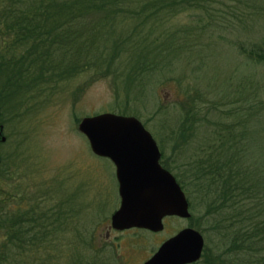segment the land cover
Instances as JSON below:
<instances>
[{"label": "rangeland", "instance_id": "374dc122", "mask_svg": "<svg viewBox=\"0 0 264 264\" xmlns=\"http://www.w3.org/2000/svg\"><path fill=\"white\" fill-rule=\"evenodd\" d=\"M149 1L125 3L134 13L118 12L117 21L103 29L102 36L86 49L78 42L87 37L78 34L74 43L64 47L69 54H62L56 44L53 51L14 52L15 58L23 57L25 64L35 59L33 68L24 66L22 71L32 69L42 76L57 74L56 65L64 61L80 59L85 63L66 81L54 77L49 84L40 80L29 87L7 84V97L0 102L5 137L0 139V228L7 216L17 213L44 210L49 218L57 215L58 208H71L67 219L59 214V222L49 232L51 241L42 243L41 252L29 253L35 264H143L163 240L185 226L200 230L206 251H223L227 246L226 237L209 228L227 211L207 216L196 227L192 223L206 205L186 186L189 218L165 217L159 232L111 228V215L120 202L118 185L113 166L93 154L88 139L78 129L84 116L114 112L137 117L157 140L164 164L178 178L182 163L191 161L199 143L186 141L182 136L185 132L178 129L183 101L189 97L205 99L206 107L213 102L218 108L208 116L210 120L203 122V129L215 121L232 127L238 120L233 132L244 138L240 144L249 150L244 162L251 161L252 168L262 176L264 105L256 103L264 101V65L249 59L247 50L264 47V0H199V4H188L177 12L168 9L170 3L157 7ZM22 2L0 0V62L8 61L3 45L13 34L7 30L2 14H7L11 6L14 16L19 7L24 8ZM101 16L95 12L91 20ZM11 23L15 24V19ZM97 46H103L100 53L115 52L110 67L104 62L107 54L97 55ZM129 52L151 54L150 59L164 63H158L149 73L141 69L138 72L142 75L135 72L133 82L142 86L133 90L127 88ZM8 74L0 66V91ZM236 110L238 117L233 114ZM2 234L3 230L0 245ZM204 253L196 264H205L209 252Z\"/></svg>", "mask_w": 264, "mask_h": 264}, {"label": "trees", "instance_id": "16d2710c", "mask_svg": "<svg viewBox=\"0 0 264 264\" xmlns=\"http://www.w3.org/2000/svg\"><path fill=\"white\" fill-rule=\"evenodd\" d=\"M153 1H149V4L157 5V7L162 6L163 3H170L168 9L172 12L183 10L188 4L190 6L193 3L199 4V0ZM20 2L24 8L19 7L14 16H12L11 6L8 7L7 14H2L7 30L12 31L14 35L15 46L11 54V57L13 56L11 65L5 67V64L1 63V66L9 71V74L6 84L0 91V102L7 97L5 95L6 92L8 94V90L5 89L7 84H17V88H19L22 85L34 86L39 84L40 80V83L49 84L51 81L53 82L54 77L66 81L78 68L85 65L83 62H79L80 59L64 61L63 64L56 65L59 69L57 74L53 72L42 76L35 74L32 69L29 72L22 71L24 66L29 69L33 68L36 63L35 59L28 60L29 63L25 64L23 57L15 58L14 52L24 49L29 52L33 49L53 51V45L56 44L58 46L56 49H62V54H69L68 48L65 51L64 47L74 43L78 34L87 37L86 40L79 39L78 42L82 48L86 49L88 45L95 42L96 37L102 36L103 29H109V25L113 21H117L118 12L134 13V11H129L130 6L125 4L128 2L131 4L132 0H17L18 4ZM145 3L147 2L145 1ZM95 12L101 13L102 16L91 20ZM14 19L15 24L10 22V20L14 22ZM78 22H80V27H76ZM101 47L103 46H97L98 49L88 47L87 50L97 49V55L101 54L102 57L107 54L104 62L108 63L110 67L114 61L115 52L113 54L100 53ZM79 51L82 52V49ZM247 54L249 59L264 65V47L250 48L247 50ZM149 55L151 54L136 52L127 54L126 61L130 71V85L127 86L129 90L142 86L140 82H133L135 72L142 75L141 72H138L140 69L142 72L149 73L152 68H157L158 63L164 65L163 61L157 58L152 60ZM5 62L6 65H9V60ZM46 88L49 89V87ZM204 101L206 100L189 97L182 104L183 113L178 129L187 132L182 135L186 137V141L194 140V143H199L195 145L191 161L182 163V171L178 175V180L183 187H187V190L192 188L191 191L198 200L206 205L203 214L196 217L195 223H192L196 227H200L207 216L227 211L209 226L212 230H218L222 237H226L227 246L223 251L214 248L207 250L206 252L209 253L205 264H264V205H262L264 171L262 170L261 176L256 168H252L251 161L247 164L244 162L245 158H249V150L246 146V148L242 147L244 143L240 144L243 137L233 132L239 126L238 120V123L234 122L232 127L225 125L223 121H215L212 125L207 124L209 128L207 126L203 129V122L206 119L210 120L208 116L218 108V105L213 102L206 107ZM259 103L261 106L264 105V101L259 100L256 106ZM233 114L238 117L237 110ZM1 118L2 112L0 111ZM0 125H3L2 120H0ZM2 160L0 156V166ZM65 208L67 209L64 207L62 211L58 208L57 215L54 214L49 218H46L44 210L35 214L26 212L17 213V216L14 217L7 216L3 220L5 223L0 228V231L3 230L2 235L4 236V241L0 245V264H35L29 253L41 252L42 243L51 241L49 232L51 234L50 229H53L55 223L59 222V214H64V218L67 219L68 210L71 208L68 210ZM35 210V208L30 209V211ZM46 219L49 221L46 222ZM46 226L50 228H46ZM55 229H59V225L55 226ZM49 255H51L50 251ZM51 258L50 256V260Z\"/></svg>", "mask_w": 264, "mask_h": 264}, {"label": "water", "instance_id": "95a60500", "mask_svg": "<svg viewBox=\"0 0 264 264\" xmlns=\"http://www.w3.org/2000/svg\"><path fill=\"white\" fill-rule=\"evenodd\" d=\"M78 129L91 150L109 157L119 182V208L111 215L115 229L163 228L166 215L189 217V203L175 176L160 162V149L151 132L133 115L102 112L84 116ZM5 137H2L4 140ZM204 239L187 227L165 240L144 264H185L197 260Z\"/></svg>", "mask_w": 264, "mask_h": 264}, {"label": "flooded vegetation", "instance_id": "af4514ba", "mask_svg": "<svg viewBox=\"0 0 264 264\" xmlns=\"http://www.w3.org/2000/svg\"><path fill=\"white\" fill-rule=\"evenodd\" d=\"M12 20H10V22H11ZM5 35V37H6V34H4ZM1 37H3V36H1L0 35V38ZM13 38H14V35L13 34H9V36H8V43H6V44H4L3 45V51L5 52V51H7L8 52V60H9V62H8V64L9 65H6V62H3L4 64H5V67L6 66H10L11 65V53L13 52V48H14V44L15 43H13L14 41H13ZM7 48V49H6ZM3 54V53H2ZM1 63L2 62H0V66H1ZM2 67V66H1ZM4 68V67H3ZM2 138V134H1V132H0V139ZM161 158H160V163L163 165V166H165L166 168H168L165 164H164V161H163V156H164V154H163V152L161 151ZM95 156H97V155H95ZM99 157V156H98ZM100 158V157H99ZM101 158H103V159H105L107 162H109L112 166H113V172H114V177H115V180H116V182H117V184H118V179H117V176H116V167H115V164L113 163V161L110 159V158H108V157H101ZM169 169V168H168ZM170 170V169H169ZM169 216H174V215H169ZM169 216H165V217H169ZM164 217V218H165ZM178 217V216H177ZM163 218V219H164ZM187 227H191V226H185V227H183V228H181V229H179L176 233H174L173 235H175V234H177L179 231H181L182 229H184V228H187ZM133 228H136L137 229V227H133ZM139 229H145V228H139ZM145 230H148V231H150V232H159V231H153V230H150V229H145ZM161 231V230H160ZM173 235H171V236H173ZM171 236H169V237H171ZM168 237V238H169ZM167 239V238H166ZM165 239V240H166ZM164 241V240H163ZM162 241V242H163ZM161 242V243H162ZM161 243L159 244V246L161 245ZM159 246L157 247V249L159 248ZM156 249V250H157ZM155 250V251H156ZM154 251V252H155ZM153 252V253H154ZM204 252H206V249L204 250V248L202 249V252H201V256H200V258L198 259V260H195V261H192V262H188V263H185V264H196V263H198L200 260H202L203 259V257H204V255H205V253ZM152 253V254H153ZM151 254V255H152ZM150 255V256H151ZM149 256V257H150ZM148 257V258H149ZM147 258V259H148ZM144 263V262H143Z\"/></svg>", "mask_w": 264, "mask_h": 264}]
</instances>
